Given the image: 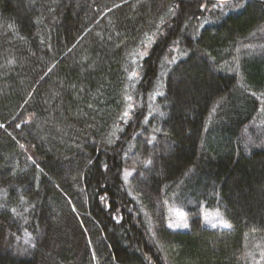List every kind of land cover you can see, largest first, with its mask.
<instances>
[{"label":"trees","instance_id":"16d2710c","mask_svg":"<svg viewBox=\"0 0 264 264\" xmlns=\"http://www.w3.org/2000/svg\"><path fill=\"white\" fill-rule=\"evenodd\" d=\"M0 264H264V0H0Z\"/></svg>","mask_w":264,"mask_h":264},{"label":"rangeland","instance_id":"374dc122","mask_svg":"<svg viewBox=\"0 0 264 264\" xmlns=\"http://www.w3.org/2000/svg\"><path fill=\"white\" fill-rule=\"evenodd\" d=\"M153 38V35L152 36H146L143 41H141V43L138 45V47L136 48H133L131 49L127 56H126V71H127V76L129 78L130 81H132L134 79V77L137 76V62L139 61V59L141 57H143L146 52H147V49H148V46L151 42ZM135 73V75L133 76L132 74ZM161 82L159 81L158 82V85L157 87L155 88L154 90V94L152 95V97H155V96H159L161 95ZM153 99H151L152 101ZM150 101V108H149V111L147 112V116H149L150 114H153L155 111H157V106L154 105L152 102ZM131 105H132V102H131V98H129V94H127L126 96V100H125V104H124V112H123V115H122V119H126L129 115H130V108H131ZM125 112L128 113L127 116H125ZM146 116V117H147ZM118 126H116L117 128ZM129 162H130V165L124 172V180H125V183L128 184L130 182V178H131V175H132V172H133V164L136 162V154L135 153H132L129 157ZM167 213L168 215H166V226L170 229H176V228H186L188 226L187 224V221H185L186 217H187V212L186 210L178 205L177 203H172L171 205L168 206V209H167ZM179 213H183V216L179 215ZM202 213L201 212V216H208L209 213ZM211 216L212 215H216V213H211L210 214ZM216 217V216H215ZM204 218V217H203ZM224 219H222V221L220 220V223L221 224H225V220L223 221Z\"/></svg>","mask_w":264,"mask_h":264},{"label":"snow or ice","instance_id":"6c2138e0","mask_svg":"<svg viewBox=\"0 0 264 264\" xmlns=\"http://www.w3.org/2000/svg\"><path fill=\"white\" fill-rule=\"evenodd\" d=\"M132 75L134 76V75H135V73H133ZM127 115H128V113H127V112H125V116H127ZM179 215L183 216V213H179ZM225 226H227V225L225 224Z\"/></svg>","mask_w":264,"mask_h":264}]
</instances>
